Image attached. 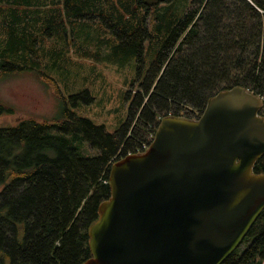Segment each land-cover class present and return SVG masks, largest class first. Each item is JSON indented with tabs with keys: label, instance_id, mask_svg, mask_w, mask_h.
Instances as JSON below:
<instances>
[{
	"label": "trees",
	"instance_id": "1",
	"mask_svg": "<svg viewBox=\"0 0 264 264\" xmlns=\"http://www.w3.org/2000/svg\"><path fill=\"white\" fill-rule=\"evenodd\" d=\"M36 2L0 0V74L39 65L35 43L63 38L91 15L85 9L106 13L121 41L114 50L125 44L128 54L139 53L151 33L160 42L130 119L115 133L68 108L54 122L29 118L0 127V264H84L92 256L90 228L111 195L112 164L144 152L162 118L203 113L210 98L236 86L262 99L264 118V0H193L181 15L175 0ZM5 111L12 109L0 103ZM83 143L99 153L84 156ZM253 173L264 174V155ZM222 264H264V210Z\"/></svg>",
	"mask_w": 264,
	"mask_h": 264
},
{
	"label": "water",
	"instance_id": "2",
	"mask_svg": "<svg viewBox=\"0 0 264 264\" xmlns=\"http://www.w3.org/2000/svg\"><path fill=\"white\" fill-rule=\"evenodd\" d=\"M262 105L236 86L198 120L164 117L145 152L112 164L84 264H222L264 210Z\"/></svg>",
	"mask_w": 264,
	"mask_h": 264
},
{
	"label": "rangeland",
	"instance_id": "3",
	"mask_svg": "<svg viewBox=\"0 0 264 264\" xmlns=\"http://www.w3.org/2000/svg\"><path fill=\"white\" fill-rule=\"evenodd\" d=\"M36 1L38 6L45 2ZM144 1L150 6L169 3V0ZM192 1L175 0V13L183 14ZM40 9L43 11V7ZM89 11L85 9L91 15L76 21L63 38L50 35L44 43H35L39 55L33 57L39 65L0 74V103L12 109L0 113V127L15 126L29 118L54 122L66 108L104 126L110 133L128 122L134 97L156 59L159 39L151 33L139 53L128 54L125 44L123 50H114L113 46L121 41L105 24L106 13ZM148 18L149 29L153 30ZM110 38L111 44L103 45L101 41ZM10 60L19 64L13 57ZM149 137L154 138V132ZM81 152L87 157L99 153L88 143L81 145Z\"/></svg>",
	"mask_w": 264,
	"mask_h": 264
},
{
	"label": "built area",
	"instance_id": "4",
	"mask_svg": "<svg viewBox=\"0 0 264 264\" xmlns=\"http://www.w3.org/2000/svg\"><path fill=\"white\" fill-rule=\"evenodd\" d=\"M192 114H195L196 115L195 117H193V116L191 117L192 119H195V120L199 119L200 116H201V113L200 112H197V111L193 112ZM143 148L145 149V148H147V146L144 145Z\"/></svg>",
	"mask_w": 264,
	"mask_h": 264
}]
</instances>
